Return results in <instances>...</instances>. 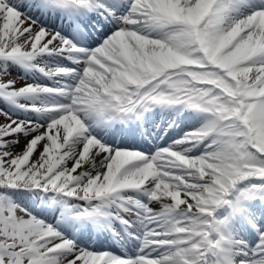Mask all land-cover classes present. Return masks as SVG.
<instances>
[{
  "label": "snow or ice",
  "instance_id": "snow-or-ice-1",
  "mask_svg": "<svg viewBox=\"0 0 264 264\" xmlns=\"http://www.w3.org/2000/svg\"><path fill=\"white\" fill-rule=\"evenodd\" d=\"M0 264H264V0H0Z\"/></svg>",
  "mask_w": 264,
  "mask_h": 264
},
{
  "label": "rangeland",
  "instance_id": "rangeland-1",
  "mask_svg": "<svg viewBox=\"0 0 264 264\" xmlns=\"http://www.w3.org/2000/svg\"><path fill=\"white\" fill-rule=\"evenodd\" d=\"M20 83H23V81H20Z\"/></svg>",
  "mask_w": 264,
  "mask_h": 264
}]
</instances>
